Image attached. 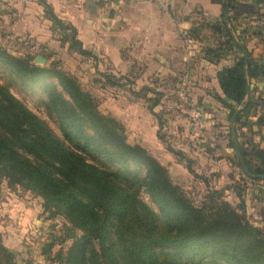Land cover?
Instances as JSON below:
<instances>
[{
    "label": "trees",
    "instance_id": "obj_1",
    "mask_svg": "<svg viewBox=\"0 0 264 264\" xmlns=\"http://www.w3.org/2000/svg\"><path fill=\"white\" fill-rule=\"evenodd\" d=\"M36 1L60 32V44L95 61L93 53L83 49L75 28L60 20L45 0ZM222 2L223 28L215 31L223 33L225 41L204 51L209 61L220 58L225 43L235 42L226 23L236 0ZM198 31L191 29L185 37L197 39ZM242 51L233 66L218 70L214 77L236 138L237 130L247 126L242 118L253 106L244 101L249 86L264 75V61ZM0 65L24 85L37 88L45 114L59 132L0 84V179L9 188L30 190L42 199V215L61 219L60 235L41 249L49 264H264V222L258 213L250 215L251 200L242 194L246 179H254V184L263 180L248 177L235 156L240 177L218 188L194 174L189 159L170 148L158 131L166 151L202 182L200 193L192 196L144 147L128 143L123 125L100 113L95 98L57 64L39 67L30 58L0 48ZM98 74L94 81L102 86L120 88L121 79L123 86L132 85L125 75L116 79L111 72ZM138 94L132 91V96ZM154 94L147 110L161 130L164 123L154 112L160 95ZM257 123L264 125V118ZM237 149L250 174L264 175V148ZM0 264H17L1 241Z\"/></svg>",
    "mask_w": 264,
    "mask_h": 264
},
{
    "label": "crops",
    "instance_id": "obj_2",
    "mask_svg": "<svg viewBox=\"0 0 264 264\" xmlns=\"http://www.w3.org/2000/svg\"><path fill=\"white\" fill-rule=\"evenodd\" d=\"M45 1L60 20L75 28L83 49L91 51L95 61L60 44V32L36 0H0L1 20L15 36L29 35L33 48L47 52L50 61L55 54L65 59L71 54L79 59L78 69L95 74L92 78L99 79L98 73L128 75L132 71V91L140 93L132 96V142L144 147L175 182L202 183L159 141L157 120L147 110L154 92L160 95L154 112L164 123L167 145L183 153L192 172L213 186L220 188L240 177L233 164L234 156L237 158L235 145L245 151L255 146L264 148V125L257 123L259 117L264 118V75L249 86L244 101L253 106L250 114L242 118L247 126L237 130V138L232 133L235 124L228 120V110L218 98L214 79L218 70L233 66L243 56L242 48L264 61V28L255 22L264 19V0H236L226 23L235 42L225 43L220 58L212 61L204 58V51L225 41L223 33L215 31L223 28L222 0ZM194 28L199 29L197 39L185 37ZM63 71L76 77L72 69L64 67ZM181 85L186 87V100L177 96ZM188 107L192 112L187 111ZM242 107L239 105L237 110ZM195 111L201 114L203 124L198 135L193 136L189 124ZM244 183L242 194L251 200L250 215L258 213L264 222V180L254 184V179H246ZM32 204L19 200L8 189L0 193V241L16 257L24 253L27 232L39 231L43 225ZM43 228L44 225L40 231Z\"/></svg>",
    "mask_w": 264,
    "mask_h": 264
},
{
    "label": "rangeland",
    "instance_id": "obj_3",
    "mask_svg": "<svg viewBox=\"0 0 264 264\" xmlns=\"http://www.w3.org/2000/svg\"><path fill=\"white\" fill-rule=\"evenodd\" d=\"M2 14L3 13L0 6V48L8 51L15 57L30 58L33 64L34 58L36 56H41L46 59V62L39 67H50L53 63H55L57 64V68L62 71L64 70V67L69 71H71L72 69V71L76 75L75 78L81 85V88L84 91L90 93L95 98L100 113H102L103 115L113 116L115 119H117L125 129L127 142L133 144L132 85L123 86L125 82L121 79L119 81V84H121L122 87L120 88H112L107 85H104L101 88V84L94 81V79H98V77L96 76L92 78L91 76H94L95 74L91 75L90 73L88 74L86 70H82L81 68L78 69L79 66H76V62H78L79 59L75 60L71 56V54L68 55L67 59H65L64 57L62 58V56L58 54H55L52 58V61H50V59H48L47 57V52H38L33 48L34 41L31 37H29V35H26L24 37L15 36L16 34L10 33V31L8 30V25L1 20ZM10 18L12 17L10 16ZM79 64H81V61L79 62ZM125 76L127 81L132 82V71H130V73ZM114 77L118 79L119 76L117 74H114ZM0 84L8 86L9 91L16 99L21 101L32 113L36 114L46 123H48V125L54 130L56 134H59L55 124L45 114V110L40 102L39 91L36 87L33 88L29 85H24L20 82L19 79L7 72L1 65ZM107 87H109L110 89ZM187 111L192 112V108L188 107ZM163 129L161 128V130H159V134L161 136H163ZM173 181L175 182L174 179ZM175 184L179 185L185 192L192 196L196 195V193H200L199 191H201V186L199 183L175 182ZM3 189H8L9 191H11V194H13L19 200L27 201V203L29 204L34 203V205L38 209V219L42 221L44 225V228L41 231L39 228V231H34L35 229H33L27 232V241L24 240L26 244L22 245L24 248V253L21 252L22 255H20L19 253L17 257L16 254L13 253V255H15L16 263L31 264L33 260L38 259L39 264H49L47 259L41 254V249L44 244L60 235L61 219L59 217L49 218L47 216V213L42 215V199L34 195L30 190H26L20 186L9 188L5 180L0 179V193ZM143 199L145 202L149 203V199L145 194L143 195ZM30 232L32 233L30 234ZM58 249L59 247L56 246L53 251L55 252Z\"/></svg>",
    "mask_w": 264,
    "mask_h": 264
},
{
    "label": "built area",
    "instance_id": "obj_4",
    "mask_svg": "<svg viewBox=\"0 0 264 264\" xmlns=\"http://www.w3.org/2000/svg\"><path fill=\"white\" fill-rule=\"evenodd\" d=\"M255 22H257V24H260V26L264 28V19H258ZM177 96L181 100L187 99V90L184 85H181L180 88L178 89ZM202 124H203V120L201 114L197 111L193 112L190 118L189 133L193 136L198 135V133L201 130ZM31 264H39L38 259L33 260Z\"/></svg>",
    "mask_w": 264,
    "mask_h": 264
},
{
    "label": "water",
    "instance_id": "obj_5",
    "mask_svg": "<svg viewBox=\"0 0 264 264\" xmlns=\"http://www.w3.org/2000/svg\"><path fill=\"white\" fill-rule=\"evenodd\" d=\"M45 62H46V60L43 57H41V56H36L34 58V65H36V66L43 65ZM232 133H234L233 132V129H232ZM235 150H236L237 160H238V162H239V164L241 166V169L246 173V175L248 177H251V178H260V179L264 180V175H252V174H250L248 172V170L245 168L244 164L241 161V158H240V156L238 154V149H237V146L236 145H235Z\"/></svg>",
    "mask_w": 264,
    "mask_h": 264
}]
</instances>
